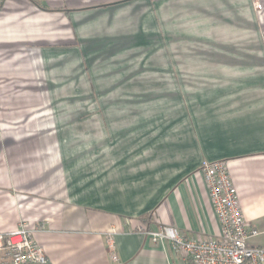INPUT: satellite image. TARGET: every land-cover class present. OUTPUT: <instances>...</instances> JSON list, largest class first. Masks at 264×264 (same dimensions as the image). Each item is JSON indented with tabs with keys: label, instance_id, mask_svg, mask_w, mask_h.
<instances>
[{
	"label": "crops",
	"instance_id": "1",
	"mask_svg": "<svg viewBox=\"0 0 264 264\" xmlns=\"http://www.w3.org/2000/svg\"><path fill=\"white\" fill-rule=\"evenodd\" d=\"M119 1L3 0L0 75L43 70L48 58L54 67L71 64L74 53L83 58L90 47L83 33L109 26L118 11L110 4ZM245 5L252 9L250 0ZM254 15L263 50L215 52L222 64L198 67V80L175 84L188 91L187 98L178 93L185 97L179 104L101 114L91 127L79 114H37L27 128L17 115L0 120V233L29 225L48 264H188L145 231L220 234L201 171L208 159L228 164L245 217L263 234L264 1ZM250 55L257 60L230 61ZM9 90L0 86V106L22 105L23 94ZM259 236L252 242L264 245ZM6 261L0 250V264Z\"/></svg>",
	"mask_w": 264,
	"mask_h": 264
},
{
	"label": "rangeland",
	"instance_id": "2",
	"mask_svg": "<svg viewBox=\"0 0 264 264\" xmlns=\"http://www.w3.org/2000/svg\"><path fill=\"white\" fill-rule=\"evenodd\" d=\"M196 1L124 0L110 4L118 6L110 25H90L83 33L90 45L83 58L74 53L71 64L58 63L56 67L54 58H48L44 65L49 66L38 73L0 75V86L11 89L7 96L23 94L22 105L0 106V120L14 121L17 115L26 119L20 125L27 128L32 124L29 118L37 114H79L87 117L86 124L91 127L100 124L96 120L101 114L143 113L150 106L179 104L185 97L178 93L187 98L188 91L177 92L175 84L198 80L194 73L198 67L222 64L219 61L224 59L212 57L215 52L263 50L252 0V9L246 8L247 0ZM100 17L105 23L110 12ZM134 19L136 24L126 25ZM240 60L257 59L250 55L230 61ZM259 239L264 240V232Z\"/></svg>",
	"mask_w": 264,
	"mask_h": 264
},
{
	"label": "built area",
	"instance_id": "3",
	"mask_svg": "<svg viewBox=\"0 0 264 264\" xmlns=\"http://www.w3.org/2000/svg\"><path fill=\"white\" fill-rule=\"evenodd\" d=\"M263 1L252 0L256 11ZM201 169L220 223V234L190 237L176 226L145 229V232L153 242L168 244L174 251L181 252L188 264H264V245L252 242L262 232L246 219L228 164L224 160L204 159ZM33 232L34 229L25 224L0 233V250H5L7 264H48L45 249L36 242ZM109 245L117 261L112 238Z\"/></svg>",
	"mask_w": 264,
	"mask_h": 264
}]
</instances>
